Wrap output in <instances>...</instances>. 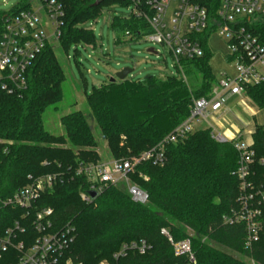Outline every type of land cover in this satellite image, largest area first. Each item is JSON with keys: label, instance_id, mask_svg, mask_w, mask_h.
<instances>
[{"label": "trees", "instance_id": "trees-1", "mask_svg": "<svg viewBox=\"0 0 264 264\" xmlns=\"http://www.w3.org/2000/svg\"><path fill=\"white\" fill-rule=\"evenodd\" d=\"M55 1L64 13L57 41V49L63 53L80 43L96 47L92 32L85 26L101 14L103 6L110 2L130 5V1L112 0L98 5L94 0ZM30 8L27 0H20L9 11L0 12V26L4 16ZM111 28L115 44L137 42L150 32L144 20L132 15L113 19ZM257 32L264 34V27ZM202 48L200 58L182 62L185 81L148 75L141 80L125 78L92 87L85 102L114 160L137 157L151 149L187 119L193 99L210 96L216 77L205 42ZM55 50L52 44L45 45L27 70L25 88L11 95L0 92V199L25 186L28 176L62 173V182L42 193L36 202V207L52 210L49 231L69 226L74 232L60 264L66 260L72 264H264V228L247 250L244 226L223 222L237 208L239 181L234 173L238 153L233 141H214L208 128L167 144L161 167L143 162L128 174L130 183L146 194L145 203L133 202L124 185L109 186L89 203L80 199L88 183L73 170L80 163L101 159L81 112L61 117L64 136L44 129L42 116L62 100L65 80ZM244 95L256 110L264 111V81L245 87ZM251 138L254 161L249 182L264 190V163L260 162L264 161V126L255 125ZM22 215L20 209L1 208L0 230L22 220ZM36 236L28 226L29 240ZM168 238L174 243L188 240L193 259L174 256ZM140 240L150 246L143 255L130 250L113 258L122 245Z\"/></svg>", "mask_w": 264, "mask_h": 264}, {"label": "built area", "instance_id": "built-area-1", "mask_svg": "<svg viewBox=\"0 0 264 264\" xmlns=\"http://www.w3.org/2000/svg\"><path fill=\"white\" fill-rule=\"evenodd\" d=\"M130 1V15L145 21L149 33L140 40L164 47L185 81L183 61L200 58L203 42L208 47L212 35L220 38L228 50L226 61L233 67L234 76L221 73L216 79L210 96L192 100L189 116L151 149L137 157L125 160H106L95 163H80L74 170L75 176H83L88 189L80 199L89 203L91 193L99 195L109 186H117L128 179V174L143 162L161 167L165 161V146L183 140L195 127L205 123L211 137L218 143L233 141L238 153L235 176L239 181L237 208L223 218L228 226L243 225L244 247L249 250L259 239L264 228V190L249 182L251 165L254 161L252 143H245L237 133L227 140L217 133L208 121L229 100L244 96V88L264 81V34L257 32L264 27V0H126ZM63 8L55 0L39 1L37 8L21 10L4 16L0 26V92L13 94L26 87V73L46 44L57 43L62 25ZM203 35H206L205 38ZM129 39L130 36L126 34ZM126 38V39H127ZM139 41V40H138ZM152 54L157 55L153 51ZM1 144V142H0ZM264 163L263 160L260 161ZM62 173L28 176V183L17 189L10 197L0 199V209L17 208L23 211L22 220L0 230V263L3 264H60L62 253L74 240L73 230L67 226L59 231L51 229L52 210L36 207L42 193L62 182ZM131 200L145 203L146 194L136 186L127 188ZM37 234L35 239L27 237V227ZM162 234H167L162 231ZM19 236L24 238L19 240ZM168 241L176 257L188 255L190 242ZM150 246L143 240L124 244L114 259L127 251L143 255ZM11 253L7 258V253ZM64 264H72L66 260ZM99 264H108L100 262Z\"/></svg>", "mask_w": 264, "mask_h": 264}, {"label": "rangeland", "instance_id": "rangeland-1", "mask_svg": "<svg viewBox=\"0 0 264 264\" xmlns=\"http://www.w3.org/2000/svg\"><path fill=\"white\" fill-rule=\"evenodd\" d=\"M19 1L0 0V12L9 11ZM27 1L32 9L39 6V0ZM131 10V5H121L116 2H110L101 8V14L85 26L94 36L95 48L80 43L78 46H69L66 53H63L57 49V43H51L56 49L55 56L62 67L65 80L62 83V100L48 107L42 116L44 129L54 136H64L60 125L61 117L73 112H81L97 143L95 150L101 161L114 158L108 152L105 141L85 102V97L89 95L92 87L115 79V74L124 68L132 70L127 75V78L132 80H141L148 75H156L160 79L179 77V73L164 47L151 44L143 39L134 43H114L115 34L111 28V22L115 18L127 17ZM208 48L212 55L209 62L210 68L216 79L220 78L221 73L233 77L234 69L225 61L228 50L224 42L216 35H212L208 39ZM149 49H152L157 55L149 53ZM190 79L188 77L189 81ZM229 105L231 112L227 114V118L236 128L242 129L243 126H246L249 130H253L255 125L264 126V111L251 116L247 110L251 108L250 101L246 97L237 105L231 102ZM234 115L239 117V120H236ZM206 125L202 123L200 126L205 128ZM123 185L127 190L128 186L132 184L126 179L117 186ZM249 264L254 263L249 261Z\"/></svg>", "mask_w": 264, "mask_h": 264}, {"label": "crops", "instance_id": "crops-1", "mask_svg": "<svg viewBox=\"0 0 264 264\" xmlns=\"http://www.w3.org/2000/svg\"><path fill=\"white\" fill-rule=\"evenodd\" d=\"M225 61H226V57H225ZM244 97H245V95L242 98L238 97V96L229 98V100H227L226 104L214 116H212L210 118L208 123L210 126H212L214 128V130L217 133L221 134L227 140H231L238 133L240 136V139L243 142L252 143L251 136H252V133H253L255 126L253 127V130H249L246 126H243L242 129H238L227 118L228 117L227 114L231 112L229 103L231 102V103H234L235 105H237L238 103L243 101ZM247 110L251 116H254L255 114H258L260 112L258 110H255L252 105H251V108H248ZM234 117L236 120H239L238 119L239 117H236V115H234ZM200 125L196 126L194 131L207 129V125L205 128H202Z\"/></svg>", "mask_w": 264, "mask_h": 264}, {"label": "water", "instance_id": "water-1", "mask_svg": "<svg viewBox=\"0 0 264 264\" xmlns=\"http://www.w3.org/2000/svg\"><path fill=\"white\" fill-rule=\"evenodd\" d=\"M102 1H105V0H94V5H98L99 3H101ZM110 1V0H109ZM112 1H120V2H124L126 0H112ZM149 53H153V50L152 49H149L148 50ZM132 70L131 69H128V68H124L123 70L117 72L115 74V79H111L110 82H113V81H123L125 78H127V75L129 73H131ZM91 198H94L95 197V194L91 193L90 194Z\"/></svg>", "mask_w": 264, "mask_h": 264}]
</instances>
